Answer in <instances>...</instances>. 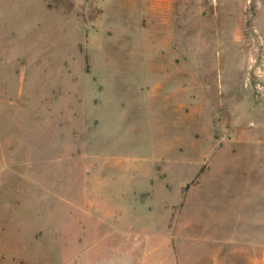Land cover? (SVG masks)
Listing matches in <instances>:
<instances>
[{
  "label": "rangeland",
  "instance_id": "1",
  "mask_svg": "<svg viewBox=\"0 0 264 264\" xmlns=\"http://www.w3.org/2000/svg\"><path fill=\"white\" fill-rule=\"evenodd\" d=\"M0 264H264V0H0Z\"/></svg>",
  "mask_w": 264,
  "mask_h": 264
}]
</instances>
